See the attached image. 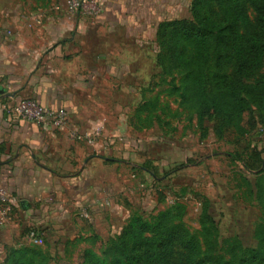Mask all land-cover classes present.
Here are the masks:
<instances>
[{
	"label": "crops",
	"instance_id": "obj_1",
	"mask_svg": "<svg viewBox=\"0 0 264 264\" xmlns=\"http://www.w3.org/2000/svg\"><path fill=\"white\" fill-rule=\"evenodd\" d=\"M190 3L94 0L75 11L64 4L0 5V189L15 201L0 229V262L27 230L73 242L90 236L78 226L89 216L95 231L109 167L99 127L108 117L92 118L89 94L148 86L158 25L190 19ZM22 101L33 110L65 109L67 126L43 127L4 111ZM76 133L98 136L87 145Z\"/></svg>",
	"mask_w": 264,
	"mask_h": 264
},
{
	"label": "rangeland",
	"instance_id": "obj_2",
	"mask_svg": "<svg viewBox=\"0 0 264 264\" xmlns=\"http://www.w3.org/2000/svg\"><path fill=\"white\" fill-rule=\"evenodd\" d=\"M34 3L45 7L67 5V0H0V5ZM263 6L264 0L246 4L248 24L241 28L243 35L255 30V10ZM155 42L156 38V56ZM158 71H151L150 84L141 91L118 90L115 95L95 91L89 94L91 99L86 98L93 102L89 105L92 118L108 117L99 132L103 136V156L112 166L106 167L102 176V203L94 222L98 235L91 229L89 216L78 220L80 231L90 235L85 239L65 243L57 235L44 237L37 232L41 240L37 248L50 253L49 264H79L86 250L100 256L131 218L152 221L160 212L177 205L184 207L181 225L197 236L203 198L209 201V213L217 227V255L228 260L240 248L256 247L254 230L262 221V211L256 201L255 184L257 179L263 184L264 175L246 172L243 161L252 148L261 150L263 143L255 139V133L240 138L231 129L222 137L216 136L213 119L206 116L199 121L196 115L178 108L180 99L172 91L178 87L180 77L174 73L157 76ZM142 99L156 102L157 110L151 128L135 131L136 111ZM24 243L22 238L15 247ZM167 264H185L181 246L174 247Z\"/></svg>",
	"mask_w": 264,
	"mask_h": 264
},
{
	"label": "trees",
	"instance_id": "obj_3",
	"mask_svg": "<svg viewBox=\"0 0 264 264\" xmlns=\"http://www.w3.org/2000/svg\"><path fill=\"white\" fill-rule=\"evenodd\" d=\"M246 4L252 0H191L190 19L158 25L155 63L157 76L174 73L180 77L172 94L179 97L181 112L192 113L199 121L206 116L213 119L218 137L230 129L240 138L255 133V139L264 145V6L255 10V30L243 35L241 28L248 24ZM156 110V102L142 99L133 130L151 128ZM263 155L264 147L252 148L243 161L244 170L262 177ZM102 160L106 166L112 165L108 159ZM260 181L256 180L255 194L262 221L254 230L253 249L240 248L228 260L216 254L217 227L209 213V201L203 198L197 236L181 225L185 212L177 205L152 221L131 218L100 256L86 250L79 264H167L177 245L185 252V264H264V183ZM30 231H25L24 242ZM50 261L48 251L24 243L7 248L0 264Z\"/></svg>",
	"mask_w": 264,
	"mask_h": 264
},
{
	"label": "built area",
	"instance_id": "obj_4",
	"mask_svg": "<svg viewBox=\"0 0 264 264\" xmlns=\"http://www.w3.org/2000/svg\"><path fill=\"white\" fill-rule=\"evenodd\" d=\"M94 0H67V6L72 10L83 9L93 3ZM4 111L8 114H16L22 120L42 124L43 127L53 126L57 129H62L67 126L68 116L65 109H44V110H33L28 103L25 101L20 102L19 104L11 107H5ZM98 134H84L76 133L74 135L75 139L82 141L87 145H92L95 141V138ZM15 201L9 198L5 190L0 189V229H3L6 225L7 219L10 214L13 212V207ZM27 245L39 246L41 240L38 237V234L31 230L26 237Z\"/></svg>",
	"mask_w": 264,
	"mask_h": 264
}]
</instances>
